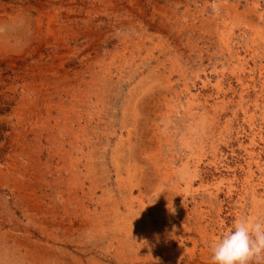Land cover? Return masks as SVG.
<instances>
[{"label":"rangeland","instance_id":"374dc122","mask_svg":"<svg viewBox=\"0 0 264 264\" xmlns=\"http://www.w3.org/2000/svg\"><path fill=\"white\" fill-rule=\"evenodd\" d=\"M263 124L264 0H0V264H212Z\"/></svg>","mask_w":264,"mask_h":264},{"label":"clouds","instance_id":"9594fccd","mask_svg":"<svg viewBox=\"0 0 264 264\" xmlns=\"http://www.w3.org/2000/svg\"><path fill=\"white\" fill-rule=\"evenodd\" d=\"M211 252L212 264H260L264 260V217H238L214 240Z\"/></svg>","mask_w":264,"mask_h":264},{"label":"bare ground","instance_id":"6f19581e","mask_svg":"<svg viewBox=\"0 0 264 264\" xmlns=\"http://www.w3.org/2000/svg\"><path fill=\"white\" fill-rule=\"evenodd\" d=\"M88 91V90H87ZM264 125V124H263ZM42 166V165H41ZM70 167V166H69ZM17 168V167H16ZM75 174V173H74ZM18 188V187H17ZM23 189V188H22ZM257 189V188H256ZM251 192V191H250ZM257 210V209H256ZM83 221V220H82ZM85 221V220H84ZM199 222V221H198ZM37 251V250H36ZM36 254V253H35ZM35 256V255H34ZM194 256V255H193ZM36 258H38V257H36ZM40 260H41V258H40ZM210 260V259H209ZM203 262V261H202ZM209 264V263H208Z\"/></svg>","mask_w":264,"mask_h":264}]
</instances>
